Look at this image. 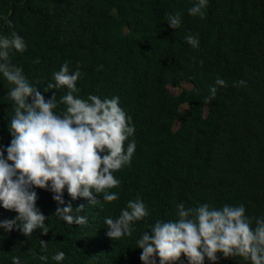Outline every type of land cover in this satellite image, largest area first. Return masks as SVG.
I'll return each instance as SVG.
<instances>
[{
    "label": "trees",
    "instance_id": "1",
    "mask_svg": "<svg viewBox=\"0 0 264 264\" xmlns=\"http://www.w3.org/2000/svg\"><path fill=\"white\" fill-rule=\"evenodd\" d=\"M196 0H0V35L17 32L26 42L13 50L12 63L44 91L52 73L68 62L85 75L78 95L118 96L136 129V151L130 165L114 173L121 181L119 200L92 205L72 198L65 205L54 193L35 189L37 207L48 217L50 232L31 236L0 228V264H142L137 240L156 220L177 219L176 205L185 209L208 203L216 208L244 205L246 215L264 217V0H208L203 19L188 14ZM181 15V27L167 23ZM198 36V48L186 43ZM39 59V63H34ZM98 66H102L99 69ZM217 77L227 82L215 99L205 103ZM244 80L245 86H233ZM9 85L0 74V145L10 144L14 115ZM168 87L177 89L176 93ZM57 99L67 89H54ZM49 99L52 92L43 93ZM64 106L60 105L62 109ZM104 154H107L105 152ZM5 152V157H6ZM103 155V154H102ZM139 196L151 215L137 222L131 237H107L105 217L116 218L130 199ZM85 205L84 225H70L54 215L57 207ZM16 215L0 207V220ZM48 242L49 259L41 261L40 241ZM218 264H246L240 257ZM183 264H188L181 257ZM157 264L159 258L157 257ZM205 264H211L205 258Z\"/></svg>",
    "mask_w": 264,
    "mask_h": 264
},
{
    "label": "clouds",
    "instance_id": "2",
    "mask_svg": "<svg viewBox=\"0 0 264 264\" xmlns=\"http://www.w3.org/2000/svg\"><path fill=\"white\" fill-rule=\"evenodd\" d=\"M207 6L208 0H196L188 14L203 19ZM0 19L13 27L8 17ZM166 20L173 29L181 27L179 13L167 15ZM185 40L192 48L199 47L198 36L190 34ZM26 48L17 32L0 35V74L10 86L7 97L13 102L14 112L8 126L10 144L6 148L0 145V207L16 213L12 219L0 220V228L5 232L15 229L28 237L36 230L43 235L50 232L45 223L48 217L37 207L35 189L54 193L52 198L58 205H65V188L72 200L86 198L92 205L101 202L93 193L102 194L105 203L118 201L119 192L108 190L121 186L114 173L130 165L136 142L131 140L126 148L125 142L136 129L118 96L101 98L89 94L84 99L78 95L81 90L77 83L85 75L79 64L73 70L68 62L63 63L52 73L54 82L41 91L37 87L39 81L30 82L23 69L12 63L13 50L23 53ZM245 84L244 80L233 82L237 87ZM227 86L224 79L217 77L204 102L215 99L218 89ZM62 88L67 92L58 100L52 90ZM48 92L52 95L46 100L43 93ZM60 105L64 107L61 109ZM84 207L81 204L74 209L69 202L58 206L54 215L67 224L84 225L87 217L79 215ZM150 215L139 196L130 199L118 217H105L106 235L111 240L131 237L136 231L134 225ZM176 216L175 220H156L150 231H144L137 240L142 264H157V257L159 264H183L182 256L188 264H205V258L218 264V253L224 259L240 257L246 264H264V217L253 222L244 205L216 208L204 203L185 209L180 203L176 205ZM40 245L39 259L46 262L48 242L41 240ZM65 258L63 251L51 257L58 264ZM12 264H21L20 258L13 256Z\"/></svg>",
    "mask_w": 264,
    "mask_h": 264
},
{
    "label": "rangeland",
    "instance_id": "3",
    "mask_svg": "<svg viewBox=\"0 0 264 264\" xmlns=\"http://www.w3.org/2000/svg\"><path fill=\"white\" fill-rule=\"evenodd\" d=\"M168 91L171 93H176L177 89H175L174 87H168Z\"/></svg>",
    "mask_w": 264,
    "mask_h": 264
}]
</instances>
